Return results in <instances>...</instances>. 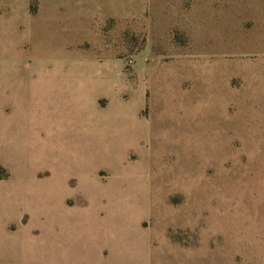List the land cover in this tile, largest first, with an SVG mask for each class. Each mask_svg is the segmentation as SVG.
Masks as SVG:
<instances>
[{
	"label": "rangeland",
	"instance_id": "1",
	"mask_svg": "<svg viewBox=\"0 0 264 264\" xmlns=\"http://www.w3.org/2000/svg\"><path fill=\"white\" fill-rule=\"evenodd\" d=\"M0 167V264L101 204L264 263V0H0Z\"/></svg>",
	"mask_w": 264,
	"mask_h": 264
},
{
	"label": "crops",
	"instance_id": "2",
	"mask_svg": "<svg viewBox=\"0 0 264 264\" xmlns=\"http://www.w3.org/2000/svg\"><path fill=\"white\" fill-rule=\"evenodd\" d=\"M87 227L79 228L76 240L69 246H56L51 253L50 264H221L225 254L221 253V244L211 247L209 239L199 236L194 247L188 238H169L167 236L146 237L142 222L145 216L136 217L132 224L127 220L128 210L124 206L101 204L90 207ZM4 209V208H3ZM0 209L1 211H4ZM181 211H187L186 206ZM186 214L176 213L175 221H181ZM181 216V218H180ZM74 218V217H73ZM151 218V214L149 217ZM85 218L76 220L80 224ZM179 219V220H178ZM190 223V221H189ZM185 225L180 227L184 228ZM43 235L54 236L43 227ZM60 237V236H59ZM62 238V237H60ZM68 242L67 238H64ZM264 250V247H263ZM248 252H245L246 255ZM250 261L254 255H249ZM251 264V262H250ZM257 264V261H252ZM264 264V263H262Z\"/></svg>",
	"mask_w": 264,
	"mask_h": 264
},
{
	"label": "trees",
	"instance_id": "3",
	"mask_svg": "<svg viewBox=\"0 0 264 264\" xmlns=\"http://www.w3.org/2000/svg\"><path fill=\"white\" fill-rule=\"evenodd\" d=\"M1 168V167H0Z\"/></svg>",
	"mask_w": 264,
	"mask_h": 264
}]
</instances>
